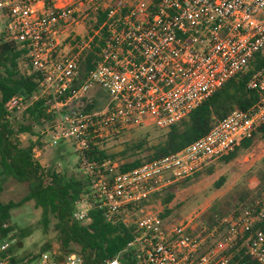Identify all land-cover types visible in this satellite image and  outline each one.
Listing matches in <instances>:
<instances>
[{"label":"built area","instance_id":"obj_1","mask_svg":"<svg viewBox=\"0 0 264 264\" xmlns=\"http://www.w3.org/2000/svg\"><path fill=\"white\" fill-rule=\"evenodd\" d=\"M0 13L38 74L37 93L14 97L10 109L23 112L43 100L53 117L42 131L48 136L44 144L70 143L82 155L93 143L128 130H164L183 121L264 52V0H0ZM101 14L105 19L95 29ZM82 21L90 27L80 40L76 27ZM97 38L102 41L97 61L81 77V57L98 46ZM249 88L261 95L252 110H235L178 153L129 172H119L112 160L83 157L91 193L76 202L74 219L89 223L90 211L99 208L107 219L120 220L153 193L232 153L264 123V67ZM101 92L108 95L105 103ZM97 98L102 108L86 112ZM262 205L258 216L254 208L226 219V232L203 254L210 234L191 235L184 224L166 228L159 215L146 213L136 221L126 251L134 252L138 264H232L229 252L241 242L247 256L264 264V233H251L257 217H264V199ZM16 242L0 241V264H11L4 256ZM33 264L84 260L75 252H47ZM107 264H120L119 257Z\"/></svg>","mask_w":264,"mask_h":264},{"label":"trees","instance_id":"obj_2","mask_svg":"<svg viewBox=\"0 0 264 264\" xmlns=\"http://www.w3.org/2000/svg\"><path fill=\"white\" fill-rule=\"evenodd\" d=\"M104 19L105 15L101 14L93 28H98ZM96 43L98 46L86 51L81 57V77H85L97 61L96 54L100 50L101 39L97 38ZM27 53V49L10 38L7 32L0 34V194L4 191L7 180L10 179L28 185V193L20 201L2 202L0 200V241L8 237L14 239L17 237L16 244L4 257L9 258L11 264H33L42 254L51 252L52 245L46 242L38 252L29 253L21 258L15 256L16 251L21 248L18 243H22L23 239L31 233L23 230L17 231L18 228L12 219L13 211L34 201L36 207L43 211L42 222L45 227L49 223L48 214H53L57 219L56 231H58L61 254L78 253L82 256L84 264H107L116 257H119L120 264H138L134 252L126 251L128 244L136 234V225H125L123 223L124 213L120 220L107 219L105 212L99 208L90 211L89 223L75 220L76 202L91 193L89 178L86 175L85 179H77L69 177L66 172L58 173L53 167H44L35 158L34 151L44 145L45 135L41 133V128L53 120V117L46 112L47 105L43 100L29 105L21 112V121L15 116L19 112L9 107V102L14 97L23 96L30 99L37 93L38 74L31 70ZM263 67L264 52H261L250 61L246 72L228 81L186 119L164 130L156 128L161 135L159 141L151 143L147 139L149 137L147 134L135 143L127 144L126 149L120 153H113L106 147L112 139L96 142L84 155L79 154L80 162L83 157L89 161L101 163L112 160L118 164L119 172H129L145 163L182 151L207 135L219 121L235 110L250 111L259 103L261 95L249 88V81ZM98 97L100 98V94ZM101 105L102 103L97 98L85 111L94 112L101 109ZM123 134L125 133L121 135ZM22 135H28L26 143L21 140ZM263 140L264 123H261L252 137L242 140L232 153L218 161L220 164L228 165ZM60 154L58 160H66V157ZM261 163L262 167L260 166L256 174H253L252 169L244 177L256 178L255 187L248 184V180L246 183H240L225 197L214 201L202 216L199 225L188 227V233L191 235L206 237L213 233L212 239L207 238L200 254L217 244L226 232L228 225L223 220L233 219L244 210L254 208L258 209L256 212L258 216L264 199V158ZM215 172L216 167L210 165L193 176L197 177L201 174L211 176ZM189 181L191 177L153 193L140 203V206L161 201L165 211L159 215V218L163 225L171 214L168 206L174 201L176 191ZM227 181V176H221L215 181L214 189H221ZM259 231L264 233V217L261 216L257 217L251 227V233ZM229 254L232 256V264H259L245 254L241 242L232 248Z\"/></svg>","mask_w":264,"mask_h":264},{"label":"rangeland","instance_id":"obj_3","mask_svg":"<svg viewBox=\"0 0 264 264\" xmlns=\"http://www.w3.org/2000/svg\"><path fill=\"white\" fill-rule=\"evenodd\" d=\"M5 26V20L2 13H0V34H6L7 31ZM88 27H90V24H88L87 21H82L76 27V33H78L80 40L88 35ZM22 69H24V67H22ZM100 99L105 103L108 100L107 93L101 92ZM101 106H103V104ZM15 116L19 121L22 120L21 112L16 113ZM46 128V126L42 127L41 133L45 131ZM147 134H149L147 139L151 143L161 139V135L156 128L142 127L135 130H128L125 134L112 138V140L106 144V147L113 153H120L122 150L126 149L127 144H133ZM27 138L28 135L21 136L23 143H26ZM45 141H48V136L46 137V134ZM60 153L66 157V160H58V157L61 155ZM34 154L35 158L46 168L53 167L58 173L66 172L69 177L77 179L86 178V173L81 168L80 164L81 156L73 150L70 143L61 144L59 148H51L45 143L42 147H38ZM263 158L264 140L259 141L252 149L243 153L237 160L228 165L220 164L218 160L211 162L208 166L212 165L216 167L215 174L211 176H205L203 174L197 177L191 176V181L178 188L174 201L168 206L171 214L166 218L163 225L166 228H172L180 224L188 225V227L199 225L202 216L216 199L225 197L228 193L233 191L237 185L242 182L246 183L247 180L248 184L250 183L253 187L256 186V178L247 177V179L244 177L248 175L252 169L254 170L253 174H256L260 166L262 167L261 161ZM120 159L121 157L119 160ZM223 175L228 177L227 183L221 189H214L213 185L215 181ZM27 193V183L21 184L10 179L7 180L4 191L0 194V200L2 202H18L24 198ZM164 211V206L161 201H156L145 206H140L133 211L131 209L126 210L124 212V219L127 221L128 225H135L136 221L146 213L151 212L155 215H161ZM42 213L43 211L36 207L34 201H30L13 211L12 219L18 228L17 231L23 230L31 233L28 237L23 239V247L17 250L20 258L29 253L38 252L40 247L46 242L52 245V250L49 252L50 254H59L61 251L58 231H56L57 219L53 214H48L49 223L48 226L45 227L42 222ZM212 236L213 234L210 235V239H212ZM210 241L212 242L213 240Z\"/></svg>","mask_w":264,"mask_h":264},{"label":"water","instance_id":"obj_4","mask_svg":"<svg viewBox=\"0 0 264 264\" xmlns=\"http://www.w3.org/2000/svg\"><path fill=\"white\" fill-rule=\"evenodd\" d=\"M18 246L19 247H22L23 245H22V243H18ZM59 261L61 262L62 261V258H60Z\"/></svg>","mask_w":264,"mask_h":264},{"label":"crops","instance_id":"obj_5","mask_svg":"<svg viewBox=\"0 0 264 264\" xmlns=\"http://www.w3.org/2000/svg\"><path fill=\"white\" fill-rule=\"evenodd\" d=\"M23 245V244H22ZM23 247V246H22ZM16 257L20 258V255L18 254V252L16 251Z\"/></svg>","mask_w":264,"mask_h":264}]
</instances>
